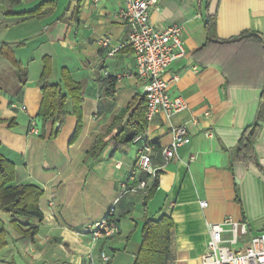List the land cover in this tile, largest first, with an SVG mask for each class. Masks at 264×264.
<instances>
[{"label": "crops", "instance_id": "0c3cea01", "mask_svg": "<svg viewBox=\"0 0 264 264\" xmlns=\"http://www.w3.org/2000/svg\"><path fill=\"white\" fill-rule=\"evenodd\" d=\"M120 5L121 0H0V154L13 162L15 184L42 190V219L18 220L21 227L38 225L31 242L18 240L19 232L0 211V230L7 233L0 264H106L102 250L109 264H133L144 213L172 220L166 264H201L207 223L226 216L245 221L248 236L264 232V173L234 155L264 92V0H158L149 9L154 27L182 26L185 54L163 77L171 95L183 97L187 108L168 117L158 113L147 124L146 135L156 144L152 164L160 174L145 201L141 193L118 188L134 162L135 145L117 151L108 146L96 162L86 157L96 135L143 96L134 56L125 45L127 27L113 17ZM209 16L215 41L249 30L263 42L206 45ZM103 37L109 39L107 47L98 43ZM45 56L52 70L46 83L59 82L65 68L82 84L81 129L71 143L76 119L70 98L56 136L40 135L39 77ZM192 116L196 123L187 125L186 140L164 163L160 148L169 143L171 129ZM31 119L38 135L28 133ZM258 124L254 152L264 170V119ZM203 200L205 207L199 204ZM112 204L118 232L94 244L87 232Z\"/></svg>", "mask_w": 264, "mask_h": 264}, {"label": "built area", "instance_id": "2783aa9c", "mask_svg": "<svg viewBox=\"0 0 264 264\" xmlns=\"http://www.w3.org/2000/svg\"><path fill=\"white\" fill-rule=\"evenodd\" d=\"M157 2L158 0H121V5L113 13L114 19L127 27L125 45L132 51L137 75L143 82V96L146 102L144 117L147 124L158 113L168 117L187 108L183 97L171 95L169 83L163 77L170 63L185 54L181 38L182 26L171 24L165 28L154 27L149 20V9ZM98 43L102 47H107L109 39L103 37ZM114 50L112 49L109 54ZM176 79V76L172 78ZM21 109H25V106H21ZM189 123H196V118L192 116L183 124L171 129L169 143L160 150L164 163L174 157L177 148L186 140ZM145 131L137 134L131 141L136 147L135 159L126 179L118 184L120 193L133 192L145 195L153 180L160 174L159 167L152 164L154 146ZM28 133L39 134L35 119L29 120ZM116 164L119 165L120 161H116ZM142 173L147 179L139 177ZM116 202L117 198L114 204ZM114 204L87 232L92 243L95 244L99 239H108L118 232V226L112 219L115 212ZM199 204L202 207L207 206L204 200L199 201ZM207 229L208 237L204 251L199 257L201 264H264V232L248 236L247 223L230 216L224 217L218 223H207ZM224 232L228 233L227 238L222 237ZM100 257L104 262L109 259L103 250Z\"/></svg>", "mask_w": 264, "mask_h": 264}, {"label": "trees", "instance_id": "16d2710c", "mask_svg": "<svg viewBox=\"0 0 264 264\" xmlns=\"http://www.w3.org/2000/svg\"><path fill=\"white\" fill-rule=\"evenodd\" d=\"M208 0H206L207 3ZM43 4L38 6L34 11L26 14H33L38 11ZM208 30V38L206 45L212 42L219 44L237 43L243 44L250 40H258L263 42L259 33L244 30L235 37L215 41L212 37L214 25L211 17L206 22ZM204 45V47H206ZM4 45L0 47L3 48ZM10 59L11 63L19 67V63L10 53H4ZM42 70L39 77L41 84V102L37 110V117L41 121V136L55 137L59 128L54 129L55 122L62 124L66 112L64 104L67 98L72 103V114L76 119L74 131L69 139V143L73 142L78 136L81 129L82 110V84L72 80L69 72L62 68L60 70V81L54 84L46 83L51 76V59L50 57L42 58ZM146 102L144 96H141L130 107L121 111L114 119L113 123L107 128L105 133L98 134L94 138L91 146L86 151V157L92 162H96L101 157L106 147L111 146L114 151L127 150L132 139L139 133L144 132L147 128L145 120ZM264 119V92L260 97L258 109L254 121L246 126L235 146L234 155L237 160L245 163H252L264 173V170L258 163L254 152V142L258 136L260 125L258 121ZM155 149V142H151ZM161 150V148H160ZM153 156V155H152ZM15 168L12 161L0 154V211L6 214L9 222L19 232L18 240L31 242L34 235L38 232V225H24L21 227L18 220L22 218L42 219V213L38 206V200L42 195V190L32 184H15ZM141 179H147L145 174H140ZM158 184V178H155L150 189L144 195V201L147 200L155 191ZM112 219L116 223V217L112 215ZM117 224V223H116ZM172 220L169 215H162L158 219L147 217L146 213L142 216V224L140 230V244L135 255L133 264H166L167 255L170 245V229ZM7 244V233L0 230V250ZM109 264V259L106 261Z\"/></svg>", "mask_w": 264, "mask_h": 264}, {"label": "water", "instance_id": "95a60500", "mask_svg": "<svg viewBox=\"0 0 264 264\" xmlns=\"http://www.w3.org/2000/svg\"><path fill=\"white\" fill-rule=\"evenodd\" d=\"M58 126H59V122H55V124H54V129H57Z\"/></svg>", "mask_w": 264, "mask_h": 264}, {"label": "rangeland", "instance_id": "374dc122", "mask_svg": "<svg viewBox=\"0 0 264 264\" xmlns=\"http://www.w3.org/2000/svg\"><path fill=\"white\" fill-rule=\"evenodd\" d=\"M62 131H63V129H62ZM132 152V151H131ZM134 154V153H133ZM133 154H132V156L131 157H133Z\"/></svg>", "mask_w": 264, "mask_h": 264}]
</instances>
